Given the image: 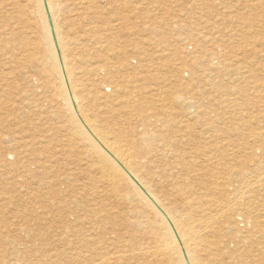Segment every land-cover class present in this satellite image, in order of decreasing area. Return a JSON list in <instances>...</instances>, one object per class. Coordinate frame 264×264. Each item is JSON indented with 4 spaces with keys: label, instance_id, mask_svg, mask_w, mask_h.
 I'll list each match as a JSON object with an SVG mask.
<instances>
[{
    "label": "bare ground",
    "instance_id": "bare-ground-1",
    "mask_svg": "<svg viewBox=\"0 0 264 264\" xmlns=\"http://www.w3.org/2000/svg\"><path fill=\"white\" fill-rule=\"evenodd\" d=\"M98 2L26 0L27 9L2 15L3 49L9 47L21 21H25L29 33V41L23 38L25 47L20 49L25 58L19 67L22 82L15 87L17 96L2 92L15 72H3L0 78V118L13 126V131H6L0 139L6 148L0 152V178L12 187L2 194L15 199L14 208L32 204L34 214L41 215L39 222L46 224L36 232L35 227H27L29 224L19 227L28 234L25 240L8 243L3 239L15 252L7 264H27L21 259L27 255L36 260L35 264H227L225 259L237 250L229 248L237 233L249 232V228L260 230L257 216L264 212L262 205L253 202L264 196V127L253 132L251 143L241 141V135V139L233 137L237 129L234 112L248 100L244 89L248 83L243 81L241 90L226 87L225 96L237 94L243 100L229 98V125L220 133L222 136L215 130L218 119L210 117L206 122L211 131L198 135L199 141L193 138L186 143L193 148L185 147L177 138L157 143L153 138L156 130L134 133L114 120L120 115L112 107L110 96L117 88L108 93L112 86L99 77L102 68L98 66L90 74L96 73L98 86L89 78V70L82 67L81 52L89 46L92 34L88 31L92 30L79 29L80 8ZM245 44L253 51L249 64L254 67L256 63L257 71L264 72V35L248 38ZM184 59L187 57H178L181 63ZM240 68L235 70L242 71ZM252 71L263 88L257 95L260 101L261 95L264 98V79L255 69ZM10 96H14L10 98L12 106L7 103ZM195 100H188V107H194ZM256 104L259 109L253 117L264 119V101ZM18 148L17 153L12 152ZM190 150L209 154L206 162L222 174L223 182L205 191L210 196L181 192L183 183L190 182L197 172L199 179L207 174L206 170H195V161L187 160ZM4 204L0 203V208ZM240 235L242 239L243 233ZM59 245L66 255L59 258L63 253L58 252L53 257Z\"/></svg>",
    "mask_w": 264,
    "mask_h": 264
},
{
    "label": "rangeland",
    "instance_id": "rangeland-1",
    "mask_svg": "<svg viewBox=\"0 0 264 264\" xmlns=\"http://www.w3.org/2000/svg\"><path fill=\"white\" fill-rule=\"evenodd\" d=\"M0 2L4 5L2 8L0 7V28L3 26V23L1 25L3 22L2 15L11 13L12 10L15 12V10L27 9L26 0H12V2L11 0L6 2L0 0ZM252 5L253 7H251ZM80 13L82 20L79 29L82 27L92 30V32L88 31V34H92L87 41L89 46L81 52V56L84 58L82 67L87 72L89 70L87 73L89 78L94 80L98 86H100L98 76L96 73L95 75L90 74L93 73L91 70L95 71L98 66L102 68V74H99V77L103 76L105 80L103 83L112 86V92L108 93L112 94L117 88L114 91L115 94L110 96L112 107L116 108L117 114L120 115L114 117V120L125 124L128 128L130 127L134 133L136 131L150 133L156 130L154 134L157 135L153 137L156 142L168 143L171 139L177 138L185 144V147L193 148L192 145L186 143L189 139L199 141L197 137L200 136L198 135L211 131L207 125L208 122H206L210 121V118L218 119V121L216 120L218 126L215 123L217 134L227 130L229 125L227 122L229 119L227 102H230L233 96L241 103L243 99L237 94H235L236 97L235 95L225 96L226 93L224 92L229 86L241 90L243 89L242 84L245 85V83H248L244 88L248 100L240 105L241 108L235 109L234 117L236 120L234 118L233 122L235 121L237 129H235L236 132H234L233 137L241 139L242 136L244 140L241 141L251 143L253 132L264 127V119L253 117V114L256 115V111H258L256 103L264 101V98L261 95L260 101H257L259 100L257 95L263 88H260V83H258L259 81L255 78L252 70L255 69L254 72H259L262 79H264V72L262 70L257 71L256 63L254 67L249 64L253 59V51L249 48L250 46L245 44L248 38L264 35V0H99L93 6L80 8ZM21 22L18 24V29H15L14 38L8 43L9 47L3 49L4 45L3 47L0 45V78L3 72H12V74L15 72L14 76L11 75L7 81L8 85L5 90H0V92L14 93L15 96L18 93V89L15 87L22 82L18 74L25 58L21 55L23 50L20 49L25 47L23 38L29 41L26 37L29 33H27L25 21ZM3 31L4 29L1 28L0 37L5 36ZM19 31H22L21 34ZM230 34L231 36H228ZM242 35H248V38L245 37L244 39L241 37ZM180 55L187 57L182 61L183 63L178 60ZM257 59L258 57L254 59V62ZM140 60L142 62H139ZM261 60L264 62V57H261ZM237 67H241L242 71H236ZM103 79L101 78V80ZM126 80L129 81L127 85H125ZM13 97L10 96L9 99ZM186 98L192 102L196 98L194 107H188L189 101ZM7 103L9 106L13 105L11 99ZM251 107L255 109L249 114ZM190 110L193 112L188 113ZM24 119L26 117H23ZM186 119L187 121H185ZM238 124L240 125L237 126ZM0 129L1 139L6 131H13V126L8 124L4 118H0ZM220 135L222 136V134ZM144 139L145 143H149L146 137ZM182 142L177 143V145ZM2 149H6L5 144L0 142V152ZM19 150L20 148L14 149L12 152L17 153ZM207 156L209 154L203 156L200 151L192 153L190 150L186 156L187 160L195 161V165H198L195 170H206L207 174L206 172L203 173L202 175H206L205 178L199 179L200 173L197 172L190 179V182L183 183L181 192L194 193V197L200 195L205 197L206 194L210 196L211 194L207 193L209 189L221 183L222 174L219 173L216 166H211L206 162ZM2 179L0 178V203L7 205L0 208V264H7L8 258L15 254L8 243L25 240L28 235L19 227L29 224L27 227L29 229L35 227L36 232L37 229L38 231L43 230V225L46 224L39 222L41 215H39L40 213L38 217L35 215L36 212L31 206L32 204L25 203L14 208L15 199H9L2 194L11 190L12 187ZM200 181H203L204 184L202 185ZM34 185L32 184V186ZM206 190L207 192H205ZM212 195L219 197L217 194ZM258 197L260 198H254L253 202L257 205L260 204L259 206L262 205L261 207L264 209V196ZM258 216L257 219L261 221L262 230L249 228L250 233H240H243L242 239L241 235L237 233L234 242H231L229 247L237 249L234 253L235 257H230L233 261L229 257H225L227 264H264V239L262 238L264 237V212ZM254 234H257L256 237L253 236ZM244 236L248 239L251 237L246 242ZM5 238L8 243H5ZM238 248L241 250L238 251ZM58 252L63 253L59 258L66 255V250L63 249L62 245L57 246V249L52 253L53 257ZM71 256L69 255L65 259L69 260ZM233 257L235 259H232ZM21 259L27 264L36 263V260L30 259L29 255L21 257ZM214 264L220 263L214 261Z\"/></svg>",
    "mask_w": 264,
    "mask_h": 264
}]
</instances>
